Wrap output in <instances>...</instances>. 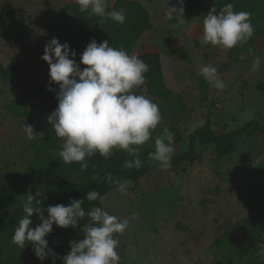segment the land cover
Wrapping results in <instances>:
<instances>
[{"label":"rangeland","instance_id":"374dc122","mask_svg":"<svg viewBox=\"0 0 264 264\" xmlns=\"http://www.w3.org/2000/svg\"><path fill=\"white\" fill-rule=\"evenodd\" d=\"M118 0H106L114 8ZM126 18L136 11L135 2L143 9L145 28L140 32L131 54L157 53L163 81L157 87L163 97L146 94L159 105L162 120L145 146L155 149V138L167 127L173 134L174 155L188 149L187 136L208 123L214 133L234 130L250 120L264 123V0L245 1L241 11L250 12L255 32L243 47L224 51L218 46L202 45V22L212 7L204 10L184 9V23L169 20L166 6L176 0H120ZM211 2V0H208ZM250 1V0H248ZM258 4H257V3ZM76 0H0L3 6L18 10L20 36L16 31L0 37V192L9 194L15 180L26 174L33 159L32 143L42 137L48 126L43 116L26 120L14 115L10 103L41 113L38 97L29 92L36 82L50 81L49 66L41 57L45 44L57 38L64 25L83 26L72 17L66 4ZM228 3L229 0H228ZM227 3V4H228ZM234 5V10L237 4ZM132 6V7H131ZM137 6V5H136ZM223 6H215L218 12ZM118 9V10H120ZM135 9V10H134ZM117 10V11H118ZM116 25H119L118 23ZM249 48L252 49L251 54ZM84 51V50H83ZM82 54V53H81ZM22 61L14 76L4 72L11 58ZM243 57V58H241ZM259 57V68H253ZM211 64L218 69L226 84L223 90L211 86L199 69ZM54 88L58 84L52 82ZM141 93L142 89H137ZM48 117V116H47ZM32 125L36 139L28 140L22 124ZM52 153L58 152V138ZM197 159L183 161L175 170L157 168L149 171L124 192L117 187L102 196V208L111 215L129 219V227L119 240L120 264H264V129L236 138L235 149L221 155L213 145H195ZM52 175L35 173V180L9 206L0 205V261L28 259V245L23 249L12 243L18 221L25 215L26 194L41 192V208L55 205ZM45 217L47 212H44ZM30 219L35 227L40 220L34 213ZM9 228L10 233L6 230ZM60 227L46 236L61 240ZM254 234L259 257L249 262L240 260V253L250 245L246 234ZM226 240H222V237ZM27 243V242H26Z\"/></svg>","mask_w":264,"mask_h":264},{"label":"clouds","instance_id":"9594fccd","mask_svg":"<svg viewBox=\"0 0 264 264\" xmlns=\"http://www.w3.org/2000/svg\"><path fill=\"white\" fill-rule=\"evenodd\" d=\"M76 3L81 13L99 17L100 22L110 19L118 24L125 23V10H108L106 0H76ZM165 3L167 5L168 0ZM183 3L184 0H176L164 9L167 19L177 18V27L185 21ZM251 15L247 11H235L232 3L222 7L219 13L212 7L202 22V45L218 46L224 51L243 47L255 32ZM75 55L67 42L60 43L54 37L45 44L41 57L49 66V84L55 82L59 86L55 94L58 104L47 117L56 136L63 141L59 157L65 164L78 163L85 171L88 159L96 153L108 159L114 150L124 151L131 159L124 161L123 168L139 170L144 166L140 159L141 148L152 138V132L162 120L159 105L146 94V73L150 66L123 47L110 46L108 40L97 43L91 39L80 55L79 64ZM81 64L86 67L81 68ZM260 64L257 57L253 68H259ZM199 72L216 89L226 87L215 66L206 64ZM137 89L142 92L138 94ZM22 126L28 140L37 138L32 125ZM154 143L155 150L148 154V162L166 170L174 155L172 132L165 127ZM105 178L120 192L130 186L111 173H106ZM40 196L41 192L26 194L25 215L14 229L13 244L23 249L30 243L36 258L43 261L51 257L54 264L59 254L48 247L46 239L53 225L76 228L87 216L88 223L81 229L83 238L70 241V251L62 257L63 264H120L119 240L115 237L128 229V218L111 215L99 206L86 212L82 206L84 199H71L68 204L57 203L42 209L41 199H37ZM85 198L89 202L102 200L95 190L88 191ZM34 213L40 223L33 228L30 217ZM260 254L264 255V250Z\"/></svg>","mask_w":264,"mask_h":264},{"label":"trees","instance_id":"16d2710c","mask_svg":"<svg viewBox=\"0 0 264 264\" xmlns=\"http://www.w3.org/2000/svg\"><path fill=\"white\" fill-rule=\"evenodd\" d=\"M229 2L237 4L235 11H241L246 3L245 1L239 2L235 0H229ZM218 3L224 7L228 3V0H211V2L208 0H184L183 7L184 9L204 10L210 7H215ZM254 3L255 2L252 0H247V5ZM120 5L121 1L118 0L115 7H108V10H118L120 9ZM133 5L134 8H136V11H134L131 16L129 15L126 18L124 24L116 25L117 23L110 19L100 22L99 17L94 15L89 16L87 13H81L77 3L66 4L65 9L72 14V17L82 22L83 26H61L58 30L57 38L60 43L67 42L70 49L75 51L76 55L74 59L78 64L81 53L91 39H95L97 43L103 40H108L110 46L116 48L123 47L128 53H130L139 37L140 32L145 28V14L143 9H141L135 2L132 3V6ZM219 11L217 13H219ZM19 25L18 10L14 7L3 6L0 9V37H3L11 30H14L16 31L15 38L18 39L21 31ZM139 58L144 60L150 66V71L146 73L147 91L153 96L163 97L164 93L159 92L157 88L163 81L159 55L157 53H145L139 55ZM21 66L22 61L13 57L5 64L4 72L9 76H14ZM80 67L83 68L86 66L81 64ZM49 87L52 88V91L48 90ZM58 91L59 89L54 88L53 83L49 84V81H42L39 83L36 82L31 86L29 92L32 96L38 97L43 106V110L40 114L27 110L25 108V100H22L18 107L13 106V103H10L8 107L14 115L26 120H35L40 116L47 119V116L56 108L58 104L55 95ZM46 122L48 126L44 135L32 143L34 155L26 174L16 178L13 190L9 194H3L0 192L1 206H9L16 202L21 194V191L26 189L30 184H33L35 180V173L39 172L52 175L56 184L54 186V201H56V204H68L71 199H84L82 206L87 212L94 206L102 207L101 200L89 202L85 198L88 191L95 190L99 192L102 197L117 187L115 184L106 180V173H111L114 178H117L120 181L129 180L137 182L149 171L160 168L158 164L148 162V154L155 149L144 145L140 151V159L144 161V166L139 170L134 168H123L124 161L131 159V157H129L124 151L114 150L113 154L108 159H105L100 156L99 153H96L88 159V169L82 171L78 163L65 164L60 157H57L52 153L53 149L56 148L57 139L51 124L48 120ZM263 129L264 123L260 124L256 120H250L234 130L220 134L214 133L208 123L199 126L186 138L188 145L187 151L172 156L170 169L175 170L176 167L183 161L193 162L196 160V144L202 146L213 145L216 147L219 154L228 155L234 151L236 138L238 136ZM88 220L89 218L85 216L84 219L79 221L80 224H78L76 228L60 227L62 232L61 240L56 243L57 245L55 248H52V246H54V240L52 239L48 241V247L55 253L59 254L54 264H63L62 257L70 251V241L83 238L84 233L81 229L88 223ZM54 227L57 226L54 224ZM6 232L7 234L10 233L9 228H7ZM245 234L250 243L248 248L242 251L233 249L231 252H235L236 254L240 253V260L242 258L246 259L249 256V262L256 261L259 257L253 249L260 247L259 243L256 242L253 233ZM11 237L12 235L10 236V239ZM222 240H226V237H222ZM27 257L28 260L24 264H53L51 257H46L43 261L36 258L31 244L28 245ZM0 264H22V261L17 262L8 259L5 262L0 261Z\"/></svg>","mask_w":264,"mask_h":264}]
</instances>
